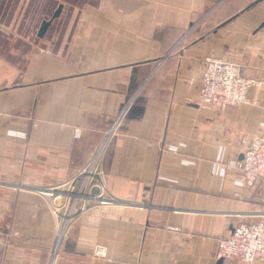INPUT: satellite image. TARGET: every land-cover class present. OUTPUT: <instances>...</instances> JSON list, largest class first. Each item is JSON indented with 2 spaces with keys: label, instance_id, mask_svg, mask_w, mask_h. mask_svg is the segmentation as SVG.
I'll use <instances>...</instances> for the list:
<instances>
[{
  "label": "crops",
  "instance_id": "obj_1",
  "mask_svg": "<svg viewBox=\"0 0 264 264\" xmlns=\"http://www.w3.org/2000/svg\"><path fill=\"white\" fill-rule=\"evenodd\" d=\"M33 1L0 0V18L20 3L46 18L0 23V264H241L218 261L217 245L264 222V187L236 198L240 175L212 170L243 159L241 132L264 130V0ZM208 58L262 85L241 107L202 106ZM112 129L99 166L115 203L82 213L56 253L62 201L43 190Z\"/></svg>",
  "mask_w": 264,
  "mask_h": 264
},
{
  "label": "built area",
  "instance_id": "obj_2",
  "mask_svg": "<svg viewBox=\"0 0 264 264\" xmlns=\"http://www.w3.org/2000/svg\"><path fill=\"white\" fill-rule=\"evenodd\" d=\"M201 81L200 105L210 106L222 112L229 107L247 104L248 90L253 86L262 85L259 81L243 76L240 65L215 58L206 59ZM115 131L112 129L107 134L92 161L74 177L60 186L43 190L49 197L62 201L57 207L53 205L54 215L61 217L57 241L64 237L66 230L82 213L99 205L108 206L115 203L106 192L103 172L99 166L101 158L115 137ZM79 137L77 134L76 138ZM241 142L246 146L241 161H231L229 164L217 161L212 170L214 174L224 176L228 171L240 175L235 180L236 198L241 197L244 188L254 187L259 183L264 187V130L251 139L241 132ZM95 189H99L98 195L92 194ZM94 256L98 260H106L107 248L96 246ZM215 257L218 261L237 260L241 264L264 263V222L246 219L240 223L229 237L219 241Z\"/></svg>",
  "mask_w": 264,
  "mask_h": 264
},
{
  "label": "rangeland",
  "instance_id": "obj_3",
  "mask_svg": "<svg viewBox=\"0 0 264 264\" xmlns=\"http://www.w3.org/2000/svg\"><path fill=\"white\" fill-rule=\"evenodd\" d=\"M40 1V0H39ZM22 2V1H21ZM34 4L38 5V0H34L33 1ZM34 4H33V8H34ZM23 6V5H22ZM20 6L18 8V10H16V12L14 13V15H11L10 17H1L0 18V23H41L42 20H44L45 16L43 17L42 15H40V13L37 11V9L33 10L31 9L30 12H24V8ZM66 15V14H65ZM12 19V20H11ZM46 19V18H45ZM8 20H11L10 22ZM69 21V17L68 16H64L62 18V21H58L56 23H68ZM114 199V198H113ZM113 205V204H112ZM112 205H108V206H112ZM104 206V205H101ZM75 223V222H74ZM73 223V224H74ZM72 224V225H73ZM71 228V227H70ZM70 228H68L66 230V232L64 233V237L62 238L65 239L66 235L68 234ZM59 229H61V226H59ZM58 229V230H59Z\"/></svg>",
  "mask_w": 264,
  "mask_h": 264
},
{
  "label": "water",
  "instance_id": "obj_4",
  "mask_svg": "<svg viewBox=\"0 0 264 264\" xmlns=\"http://www.w3.org/2000/svg\"><path fill=\"white\" fill-rule=\"evenodd\" d=\"M61 11H62V6H60V7L57 9V11L55 12L53 18L58 17V16L60 15ZM50 23H51V21H44V22L42 23L41 29H40V31H39V36H40V37L44 36V34H45L47 28L49 27ZM262 27H264V23H263ZM99 193H100L99 189H95V190L92 192L93 195H98ZM93 204L95 205V203H93Z\"/></svg>",
  "mask_w": 264,
  "mask_h": 264
},
{
  "label": "bare ground",
  "instance_id": "obj_5",
  "mask_svg": "<svg viewBox=\"0 0 264 264\" xmlns=\"http://www.w3.org/2000/svg\"><path fill=\"white\" fill-rule=\"evenodd\" d=\"M61 241H62V238H59L58 239V241H57V244H56V253H57V251H58V248H59V246H60V244H61Z\"/></svg>",
  "mask_w": 264,
  "mask_h": 264
}]
</instances>
